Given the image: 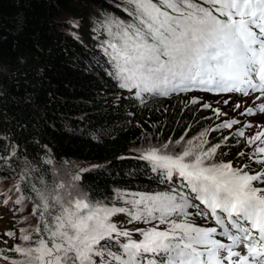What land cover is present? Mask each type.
I'll return each instance as SVG.
<instances>
[{"label": "snow or ice", "instance_id": "6c2138e0", "mask_svg": "<svg viewBox=\"0 0 264 264\" xmlns=\"http://www.w3.org/2000/svg\"><path fill=\"white\" fill-rule=\"evenodd\" d=\"M122 10L127 19L104 15L94 25L107 37L101 47L120 88L135 90L137 97L192 90L264 97V0H124ZM256 111L264 113V102ZM238 123L225 121L217 128ZM183 140L150 147L140 157L168 190L116 189L107 202L82 191L75 183L78 175L51 187L41 180L38 188L31 180L36 170L26 167L9 191L17 193L14 203L21 209L33 200L28 193L35 194L31 214L37 222L20 230L28 243L9 249L21 258L4 259L10 264H264V146L249 154L260 170L248 171L249 165L217 162L220 144L204 148L206 140L195 145ZM257 142L264 145V131L246 141ZM173 144L181 150H171ZM120 214L129 224L150 226L119 227L114 218ZM195 217L211 218L215 226L197 225Z\"/></svg>", "mask_w": 264, "mask_h": 264}, {"label": "trees", "instance_id": "16d2710c", "mask_svg": "<svg viewBox=\"0 0 264 264\" xmlns=\"http://www.w3.org/2000/svg\"><path fill=\"white\" fill-rule=\"evenodd\" d=\"M123 5L124 0H0V210L7 218L0 236L2 264L10 263L5 255L21 258L9 249L28 243L20 239V230L37 222L31 214L35 194L28 193L33 200L21 209L14 203L17 193L9 191L26 167L36 170L31 180L38 188L41 180L51 187L78 175L79 188L105 202L116 189L168 190V183H160L150 162L140 157L181 136V144H220L217 162L232 160L233 167L260 170L246 153L258 145L246 143L251 136L245 123L218 129L226 120L211 106L204 108L210 104L196 93L140 99L121 91L108 56L92 46L89 31L104 15L127 19ZM241 129L244 137L236 135ZM170 149L181 150L174 144ZM49 158L52 163L46 164Z\"/></svg>", "mask_w": 264, "mask_h": 264}, {"label": "rangeland", "instance_id": "374dc122", "mask_svg": "<svg viewBox=\"0 0 264 264\" xmlns=\"http://www.w3.org/2000/svg\"><path fill=\"white\" fill-rule=\"evenodd\" d=\"M92 28H90V43L93 47H97L103 50L101 47V41L105 40L107 37L103 31L96 32L94 31V25H91ZM100 37V39H98ZM95 42V43H94ZM104 51V50H103ZM109 59V58H108ZM118 83V82H117ZM122 89V88H121ZM124 93H132L135 94V90H128V89H122ZM200 98L203 99V101L209 103L212 107H220L224 110L225 115L228 117H232L236 120L242 119V120H250L251 122H262L264 123V113L260 112H253V114L249 115L245 113L246 108H254L257 107L260 103L264 102V97H262L260 100H256V95L258 93H251L249 96H243L239 93H217V92H203L200 90L194 91ZM146 97H149L150 94L144 93L142 94ZM225 101H228L225 103ZM239 104L240 107L237 108L236 105ZM243 113V114H242ZM253 124L251 128L254 126ZM253 151V149L250 150V153ZM201 208H203L201 206ZM1 215H4L0 213V220L5 224V217L1 218ZM119 218H122V216L118 215ZM195 222H203V223H209L210 220L205 221L199 217L194 218ZM2 222L0 221V229L2 226ZM3 232V229L0 230V234ZM1 236V235H0ZM141 239V238H139ZM136 239V240H139ZM1 264V263H0Z\"/></svg>", "mask_w": 264, "mask_h": 264}, {"label": "bare ground", "instance_id": "6f19581e", "mask_svg": "<svg viewBox=\"0 0 264 264\" xmlns=\"http://www.w3.org/2000/svg\"><path fill=\"white\" fill-rule=\"evenodd\" d=\"M104 67H105V66H104ZM106 69H107V68H106ZM109 70H110V69H109ZM107 71H108V70H107ZM110 71H111V70H110ZM111 72H112V71H111ZM141 99H145V96L142 95V96H141ZM12 212H13V211H12ZM12 212H11V213H12ZM13 214H14V212H13Z\"/></svg>", "mask_w": 264, "mask_h": 264}, {"label": "clouds", "instance_id": "9594fccd", "mask_svg": "<svg viewBox=\"0 0 264 264\" xmlns=\"http://www.w3.org/2000/svg\"><path fill=\"white\" fill-rule=\"evenodd\" d=\"M123 92V91H122ZM124 93V92H123ZM126 93H128V92H126ZM128 94H132V93H128ZM132 95H135V94H132ZM136 96V95H135Z\"/></svg>", "mask_w": 264, "mask_h": 264}]
</instances>
